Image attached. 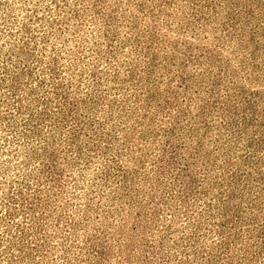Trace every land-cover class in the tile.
<instances>
[{
	"label": "rangeland",
	"instance_id": "374dc122",
	"mask_svg": "<svg viewBox=\"0 0 264 264\" xmlns=\"http://www.w3.org/2000/svg\"><path fill=\"white\" fill-rule=\"evenodd\" d=\"M0 264H264V0H0Z\"/></svg>",
	"mask_w": 264,
	"mask_h": 264
}]
</instances>
